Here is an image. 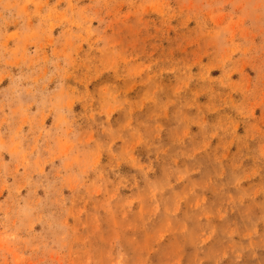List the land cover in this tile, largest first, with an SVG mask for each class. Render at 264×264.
<instances>
[{"label": "rangeland", "instance_id": "1", "mask_svg": "<svg viewBox=\"0 0 264 264\" xmlns=\"http://www.w3.org/2000/svg\"><path fill=\"white\" fill-rule=\"evenodd\" d=\"M0 264H264V0H0Z\"/></svg>", "mask_w": 264, "mask_h": 264}]
</instances>
